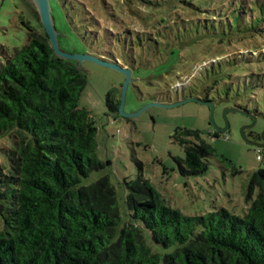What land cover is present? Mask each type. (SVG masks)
<instances>
[{
	"label": "trees",
	"instance_id": "1",
	"mask_svg": "<svg viewBox=\"0 0 264 264\" xmlns=\"http://www.w3.org/2000/svg\"><path fill=\"white\" fill-rule=\"evenodd\" d=\"M182 4L202 14L212 12L221 21L227 14L231 26L233 17L251 36L264 33V0ZM22 22L27 43L0 62V135L12 141L4 150L7 161L0 163V264H264L263 168L249 176L242 215L226 207L186 215L165 204L143 174L125 181L123 212L108 176L83 184L110 163L97 156L98 127L80 104L88 73L76 60L55 53L40 19V29ZM156 22L153 29L161 39L149 33L152 44L145 62L109 50V58L101 59L133 69L169 61L176 52L168 43L173 33L158 35L169 22ZM120 103L115 92L107 94L110 112L118 114ZM233 108L256 118L242 106ZM176 133L185 153L178 160L181 174L206 172L209 157L216 155L212 144L197 129Z\"/></svg>",
	"mask_w": 264,
	"mask_h": 264
},
{
	"label": "rangeland",
	"instance_id": "2",
	"mask_svg": "<svg viewBox=\"0 0 264 264\" xmlns=\"http://www.w3.org/2000/svg\"><path fill=\"white\" fill-rule=\"evenodd\" d=\"M124 1L50 0L60 48L69 53L106 60L109 50L117 57L135 54L145 62L152 44L149 33L153 31L157 40L161 39L153 29L156 21L163 18L169 22L159 27L158 35L173 33L168 43L176 52L169 61L166 58L162 65L153 62L152 66L140 63L134 69L123 65L131 72L124 105L128 116L110 112L106 104L110 91L122 98L125 73L91 59L82 61L88 85L80 104L91 111L98 127L97 156L110 161L83 184L108 176L123 212L128 193L125 181L143 174L165 204L186 215L218 207L242 215L249 176L264 169V162L256 156L259 147L244 139L245 132L249 139L261 142L264 133V33L251 36L245 24L233 17L231 26L227 14L221 21L212 12L185 8L182 0ZM120 2L132 8L122 7ZM38 19L34 0H0V62L27 43L28 29L22 21L36 23L40 29ZM148 22L155 24L147 26ZM185 96L212 102L213 118L209 105L199 101L148 107L177 103ZM236 106L254 113L255 124L250 126L253 116L229 111V128L221 132L217 128L227 124L224 113ZM132 114L136 115L129 116ZM183 128L200 130L215 149L216 155L209 157V169L203 174L184 176L180 172L178 160L185 153L176 131ZM11 145L7 135H0V163L7 161L4 150Z\"/></svg>",
	"mask_w": 264,
	"mask_h": 264
},
{
	"label": "water",
	"instance_id": "3",
	"mask_svg": "<svg viewBox=\"0 0 264 264\" xmlns=\"http://www.w3.org/2000/svg\"><path fill=\"white\" fill-rule=\"evenodd\" d=\"M34 1H35L36 5H37V8H38V12H39V16H40V20H41L43 29L46 32V34L48 35V37L50 39V42L52 44V47H53L55 53L58 56L63 57V58H67V59H71V60H76L77 63H78V66H80V67H81V64H82L83 60L91 59V60H93L95 62H98V63H100L102 65L110 66L112 68L121 70V71H123L125 73L126 80H125V83H124L123 88H122V98H121V103H120V107H119V113H120V115L128 116L124 112V105H125V100H126L127 88H128V85H129V82H130V78H131V76H130L131 72L129 71V69L124 68L123 66H121L119 64L108 62V61H105L103 59H100V58L92 56V55L75 54V53H69V52L63 51L60 48V45H59L58 32H57V30L55 28V25H54L52 11H51V7H50V0H34ZM187 101H196V102L199 101V102H202L204 104L209 105L210 111H211V116L213 118L214 104L212 102H209V101L208 102L207 101H203V100H201L199 98H196L194 96H189V97L184 98L183 100L178 101L177 103H173V104L172 103L171 104L152 103V104L148 105V107L154 106V105L169 107V106H174V105H180V104H183V103H185ZM229 111H237V112H239L240 110L235 109V108L227 109V111L224 113V116H225L226 122H227L226 127L222 128V129L217 128L221 132H225L229 128V120H228V116H227V112H229ZM136 114H132V115H129V116H134ZM212 124H213V126H215V123H214L213 119H212ZM254 124H255V118H254L253 123L250 126H252ZM244 139H245V141L248 144H251V145L259 147V148H263L264 147V133L261 136V139H262L261 142H256V141H253V140L249 139L247 137V135L245 134V132H244Z\"/></svg>",
	"mask_w": 264,
	"mask_h": 264
},
{
	"label": "built area",
	"instance_id": "4",
	"mask_svg": "<svg viewBox=\"0 0 264 264\" xmlns=\"http://www.w3.org/2000/svg\"><path fill=\"white\" fill-rule=\"evenodd\" d=\"M256 156L259 161L264 162V151L262 150V148H258L256 150Z\"/></svg>",
	"mask_w": 264,
	"mask_h": 264
},
{
	"label": "flooded vegetation",
	"instance_id": "5",
	"mask_svg": "<svg viewBox=\"0 0 264 264\" xmlns=\"http://www.w3.org/2000/svg\"><path fill=\"white\" fill-rule=\"evenodd\" d=\"M253 141H256V140H253ZM262 141V140H261ZM257 142V141H256Z\"/></svg>",
	"mask_w": 264,
	"mask_h": 264
}]
</instances>
